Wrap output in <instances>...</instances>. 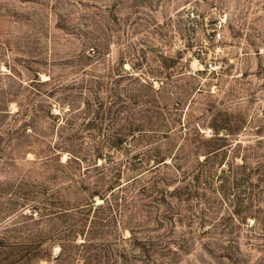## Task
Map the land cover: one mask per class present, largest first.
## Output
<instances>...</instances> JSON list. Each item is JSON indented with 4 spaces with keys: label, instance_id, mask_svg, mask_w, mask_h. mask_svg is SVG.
Wrapping results in <instances>:
<instances>
[{
    "label": "rangeland",
    "instance_id": "1",
    "mask_svg": "<svg viewBox=\"0 0 264 264\" xmlns=\"http://www.w3.org/2000/svg\"><path fill=\"white\" fill-rule=\"evenodd\" d=\"M0 264H264V0H0Z\"/></svg>",
    "mask_w": 264,
    "mask_h": 264
},
{
    "label": "trees",
    "instance_id": "2",
    "mask_svg": "<svg viewBox=\"0 0 264 264\" xmlns=\"http://www.w3.org/2000/svg\"><path fill=\"white\" fill-rule=\"evenodd\" d=\"M114 191H115V190H113V191H110V192H109V194H110V195H112V193H113ZM105 197H106V196H105ZM107 198H108V197H107ZM105 199H106V198H105Z\"/></svg>",
    "mask_w": 264,
    "mask_h": 264
}]
</instances>
